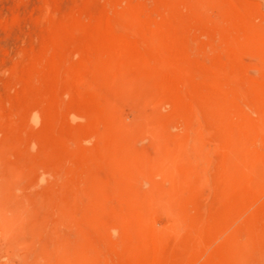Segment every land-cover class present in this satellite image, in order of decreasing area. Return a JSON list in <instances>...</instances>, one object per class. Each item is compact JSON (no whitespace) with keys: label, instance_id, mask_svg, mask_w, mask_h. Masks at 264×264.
Here are the masks:
<instances>
[{"label":"rangeland","instance_id":"374dc122","mask_svg":"<svg viewBox=\"0 0 264 264\" xmlns=\"http://www.w3.org/2000/svg\"><path fill=\"white\" fill-rule=\"evenodd\" d=\"M0 264H264V0H0Z\"/></svg>","mask_w":264,"mask_h":264},{"label":"bare ground","instance_id":"6f19581e","mask_svg":"<svg viewBox=\"0 0 264 264\" xmlns=\"http://www.w3.org/2000/svg\"><path fill=\"white\" fill-rule=\"evenodd\" d=\"M246 157V156H245Z\"/></svg>","mask_w":264,"mask_h":264}]
</instances>
